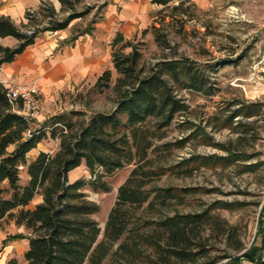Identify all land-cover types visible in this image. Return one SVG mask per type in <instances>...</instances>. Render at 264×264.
<instances>
[{"label":"trees","instance_id":"obj_1","mask_svg":"<svg viewBox=\"0 0 264 264\" xmlns=\"http://www.w3.org/2000/svg\"><path fill=\"white\" fill-rule=\"evenodd\" d=\"M57 1L59 10L50 0H41L38 7L25 11L19 24L8 15L0 16V36L11 35L17 40L13 46L0 44V65L13 61L40 33L63 30L73 19L83 18L99 6L86 0ZM152 2L160 6L157 15L170 9L161 20L170 16L171 21L182 27L194 15L193 0ZM94 22L84 27L73 24L71 36L63 44H71L78 36L91 33ZM151 30L157 45L172 51L167 34L160 33L155 23ZM126 47L130 50L124 51ZM140 57L137 46L117 33L111 41V61L118 72L112 87L116 93L114 105L85 117L75 110L56 113L35 127V119L15 110L7 97L6 85L0 82V221L11 219L28 231L26 264H174V259L180 264H242L243 259L264 264V234L260 244L245 247L236 231L211 212V205L199 211H174L157 218L139 212L144 205L182 203L194 191L187 186L154 184L167 168L190 174L189 158L181 162L182 166L154 165L149 153L155 148L180 145L188 139L189 135L159 145L153 140L157 130L168 126L176 113L187 109L180 91L209 93L212 89L206 69L196 61L168 52L146 70L140 64ZM111 78V69H104L94 89L97 92L108 89ZM257 105L240 104L226 120L230 122L240 114L251 117L257 112L251 107ZM150 119H154L152 126L147 125ZM48 136L58 138V148L54 152L41 150L28 159V152ZM219 145L229 151L230 159L248 157L225 144ZM82 161L95 177L69 181L68 171ZM126 164L133 167L118 185L101 229L93 217L99 205L87 197L84 186L87 183L94 190L109 191L110 185L102 177ZM22 167L27 174L24 183L20 182ZM97 168L101 171L93 173ZM36 195L41 200L31 205ZM263 215L261 212V232H264ZM205 226L225 235L227 245L233 250L218 256L226 258L222 263H217L219 259L215 257L203 258L209 251L200 240ZM4 264H18V261L10 257Z\"/></svg>","mask_w":264,"mask_h":264},{"label":"rangeland","instance_id":"obj_2","mask_svg":"<svg viewBox=\"0 0 264 264\" xmlns=\"http://www.w3.org/2000/svg\"><path fill=\"white\" fill-rule=\"evenodd\" d=\"M50 1L59 10V2ZM193 1L194 15L182 27L171 21L170 16L161 20L170 9L157 15L160 6L152 0H86V3L97 2L95 4L99 6L85 17L73 19L63 30L42 32L14 61L0 65V78H7L6 84L32 78L37 81L40 116L33 122L35 127L56 113L75 110L85 117L93 111L109 110L114 105L116 93L112 87L118 72L111 61V41L117 33L137 46L141 52L140 64L146 70L168 52L196 61L206 69L211 91L181 90L187 109L176 113L168 126L157 130L153 140L159 145L189 135L188 139L180 145L155 148L149 153L154 165L182 166L181 162L189 158L190 174L167 168L154 184L187 186L194 191L182 203L156 207L144 205L139 212L146 217L157 218L174 211H199L211 205V212L236 231L245 247L252 243L258 245L264 234L259 226L263 220L261 212H264V0ZM171 12L178 14L177 10ZM92 20L95 21L93 40L100 52L98 64L79 78L73 73L66 81L45 78L42 68L49 65L52 47L57 44V50L61 46L72 45L75 41L63 44L71 36L72 25L84 27ZM154 23L160 27V33L169 37L172 51L162 49L155 42L151 30ZM11 40L13 45L15 39ZM129 50V47L124 49ZM106 68L112 72L110 87L97 92L94 83ZM251 103L259 104L251 107L257 111L255 115L244 117L240 114L230 122L226 120L238 105ZM152 124L154 119H150L147 125ZM219 144L248 157L230 159L229 151ZM58 145V138L49 136L38 144L50 152H54ZM132 167L133 164H126L102 177L109 183V191L94 190L87 183L84 186L87 197L99 205L93 217L101 229L114 202L117 187ZM100 171L97 168L93 173ZM88 172L82 161L68 171L67 177L88 181ZM26 180L22 167L20 182ZM27 234L23 225H17L11 219L0 221V264L10 257H15L18 264H26L23 239H27ZM200 240L209 249L203 258L215 257L219 259L217 263H222L226 258L218 256L233 252L225 235L211 227H204ZM173 262L180 264L177 259ZM242 264L252 262L243 259Z\"/></svg>","mask_w":264,"mask_h":264},{"label":"crops","instance_id":"obj_3","mask_svg":"<svg viewBox=\"0 0 264 264\" xmlns=\"http://www.w3.org/2000/svg\"><path fill=\"white\" fill-rule=\"evenodd\" d=\"M40 1L41 0H0V16L1 15H8L11 17V19L16 24H19L22 20H24L25 11L29 8L38 7V5L40 4ZM49 32H51V31H49ZM93 34H94V30L92 31L91 34L85 33L83 35H80L72 45H64V46L59 47L57 50H55V47L57 46V44H56V46H53L51 49L53 54H52V58L50 59L49 65L42 68V71H43L45 78H47L48 80H51V81L56 80V79L58 81H66V79L69 78V75L71 73H73L72 75L74 77L79 78L83 75H86V73L90 69H92L93 66L95 67L96 64H98V62H99V53L100 52H99V48L97 46V43L94 42V40H93L94 39ZM13 38L14 37L11 35H7L4 37L0 36V44L7 45V46H13L17 42V40L14 38L15 43L13 45H11V43H12L11 39H13ZM36 38H35V40H36ZM35 40H34V42H35ZM32 44L28 45L24 49V51L28 47H30ZM22 53H20L19 55H21ZM19 55H17L15 57V59ZM33 72L35 74L37 73L35 71H33ZM6 76H7V74H6ZM6 79L7 78H0V82L7 85ZM30 80H34V78L29 79V80H21L18 82H24V81H30ZM37 94H38V92H37ZM38 144L36 147L32 148L28 152V154H27L28 159L34 158L37 155V153L41 150L42 151H49L45 148H41L40 146H38ZM24 170H25V168H24ZM26 179H27V174H26ZM68 179H69V181H73V180L77 179V177H72V178L68 177ZM40 200H41V196L36 195L31 203L34 204L36 202H39ZM23 245H24V248L26 250L27 245H28L27 239H23ZM4 263H2V264H4Z\"/></svg>","mask_w":264,"mask_h":264},{"label":"built area","instance_id":"obj_4","mask_svg":"<svg viewBox=\"0 0 264 264\" xmlns=\"http://www.w3.org/2000/svg\"><path fill=\"white\" fill-rule=\"evenodd\" d=\"M39 85L36 80L14 82L6 85V94L15 110L28 119H37L40 116V108L36 98ZM88 179L95 174L88 172Z\"/></svg>","mask_w":264,"mask_h":264}]
</instances>
